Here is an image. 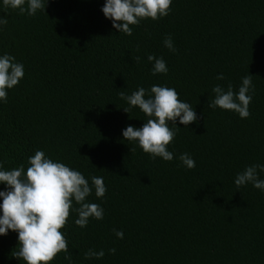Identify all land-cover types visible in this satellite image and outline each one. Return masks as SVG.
<instances>
[{
  "label": "trees",
  "instance_id": "trees-1",
  "mask_svg": "<svg viewBox=\"0 0 264 264\" xmlns=\"http://www.w3.org/2000/svg\"><path fill=\"white\" fill-rule=\"evenodd\" d=\"M105 2L48 0L28 16L0 0L8 21L0 25V56L24 66L0 101L3 170H26L41 150L90 186L102 177L107 188L103 198L94 187L87 197L103 208L102 220L77 226L73 204L62 230L71 260L62 252L52 264H264V191L235 185L246 167L264 165V0H172L169 15L142 20L131 36L112 27ZM169 35L175 51L164 45ZM148 55L163 57L167 73L152 75ZM246 75L255 86L248 118L208 107L214 86L238 91ZM153 85L174 88L197 115L188 126L169 124L178 127L172 161L151 158L122 135L148 117L125 112L119 93ZM183 153L194 168L178 159ZM17 246L18 233L0 236V264H23L12 256ZM89 249L105 255L85 259Z\"/></svg>",
  "mask_w": 264,
  "mask_h": 264
},
{
  "label": "clouds",
  "instance_id": "clouds-1",
  "mask_svg": "<svg viewBox=\"0 0 264 264\" xmlns=\"http://www.w3.org/2000/svg\"><path fill=\"white\" fill-rule=\"evenodd\" d=\"M48 0H3L5 9H19L21 15L35 16L38 11H45ZM172 0H106L102 12L112 21V27L119 33L132 35V26H137L142 20H159L169 15ZM7 19L0 16V25H6ZM164 45L170 51H175L171 36H167ZM139 62L140 57L135 58ZM149 62L153 63L152 75L166 74L168 71L163 57L157 58L148 55ZM24 76V66L15 62V57L4 54L0 56V101L7 102L8 90L17 86ZM223 80V74L216 77ZM255 86L252 75L242 78L238 91H234L231 84L227 91L216 85L212 88L214 98L208 102V107L220 108L238 113L241 119L248 118L251 113L249 105L252 101ZM129 107L123 108L129 113L132 108H139L148 119L140 128L128 126L123 130V137L129 143H135L151 158H162L172 161L173 153L168 150L177 134L176 129L169 124L179 123L185 126L195 122L197 115L192 106L180 100L174 88L153 85L149 90L140 87L131 95L119 93ZM135 147L130 151L134 152ZM178 159L188 169L195 167V161L188 153L181 154ZM264 172V165L254 164L238 173L235 179L237 188L251 183L256 189L264 191V179H259L258 171ZM91 186L84 175L62 162L47 157L41 150L28 158V167L22 164L12 170H3L0 162V184L6 190L0 191V236L7 235L8 231L18 233L17 250L12 256L23 261V264H52L60 253H65V259L71 260L68 255V241L63 233L73 210V204L78 218L75 224L81 228L87 226L89 219L102 220L103 208L97 203L87 202L92 194L103 198L107 191L102 177H91ZM120 239L123 232H115ZM116 249H109L115 254ZM105 255L103 250L89 249L84 253L85 259H101Z\"/></svg>",
  "mask_w": 264,
  "mask_h": 264
}]
</instances>
